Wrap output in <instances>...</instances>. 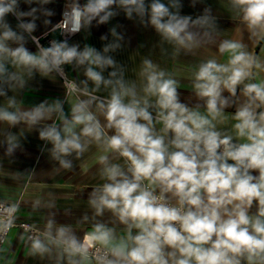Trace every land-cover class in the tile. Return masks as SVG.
<instances>
[{
  "label": "clouds",
  "instance_id": "9594fccd",
  "mask_svg": "<svg viewBox=\"0 0 264 264\" xmlns=\"http://www.w3.org/2000/svg\"><path fill=\"white\" fill-rule=\"evenodd\" d=\"M121 18L154 32L160 59L144 44L118 59ZM44 80L59 92L29 101ZM33 136L51 175L91 179L87 211L18 223L5 192L3 264L13 236L47 264H264V0H0V180H33L5 167Z\"/></svg>",
  "mask_w": 264,
  "mask_h": 264
},
{
  "label": "crops",
  "instance_id": "0c3cea01",
  "mask_svg": "<svg viewBox=\"0 0 264 264\" xmlns=\"http://www.w3.org/2000/svg\"><path fill=\"white\" fill-rule=\"evenodd\" d=\"M214 10L218 16L225 20L222 26L228 29L230 35H234V25L226 21L227 13L223 7L214 4ZM185 11H190V9L186 8ZM121 23L124 25L127 36L131 39V49L119 54L118 59H129L139 44L145 45L144 48L139 49L141 55H148L149 52H152V58L160 59L159 49L154 47L158 41V37H156L151 29L144 30L140 26L122 18ZM106 30V26L94 30L91 43L100 47L99 36ZM76 39L78 40L79 37ZM138 59H136V63H138ZM36 89H39V91H36ZM58 92L59 88L55 84L47 80L38 81L34 85V90L28 94L27 98L29 101L35 102L44 96H55ZM184 95L186 96L187 93H184ZM41 145L42 142L33 136L24 143L26 152L17 153L18 162L16 164L8 165L5 160L6 168L21 170L35 168L36 175L30 183H27V187H25V181L15 184L11 181L0 180V183L7 186L6 189L0 188V196H3L7 192V194L13 195L17 199L22 198L20 220L40 223L50 211H55L58 222L69 223L75 226L80 216L87 211L86 196L88 189L86 185L92 181L90 178L71 176V174L51 175L52 162L48 160L46 152L43 154L39 152ZM0 155H2V149H0ZM38 157L39 159H37ZM73 193H75L74 197L71 195ZM37 198L44 201L55 199L56 208L49 209L42 206L38 210H33L32 203ZM66 209L70 210V214H65ZM18 231L20 229L13 230L14 233ZM8 259L13 260L14 264H47L46 261H40L38 258L27 256L23 244L15 236L12 238ZM0 264H3V261H0Z\"/></svg>",
  "mask_w": 264,
  "mask_h": 264
},
{
  "label": "built area",
  "instance_id": "2783aa9c",
  "mask_svg": "<svg viewBox=\"0 0 264 264\" xmlns=\"http://www.w3.org/2000/svg\"><path fill=\"white\" fill-rule=\"evenodd\" d=\"M18 223H31V222L26 221V220H19Z\"/></svg>",
  "mask_w": 264,
  "mask_h": 264
}]
</instances>
